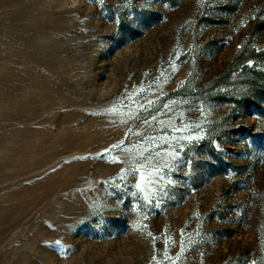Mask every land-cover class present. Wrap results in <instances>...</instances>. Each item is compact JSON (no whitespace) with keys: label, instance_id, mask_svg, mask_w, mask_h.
Masks as SVG:
<instances>
[{"label":"rangeland","instance_id":"374dc122","mask_svg":"<svg viewBox=\"0 0 264 264\" xmlns=\"http://www.w3.org/2000/svg\"><path fill=\"white\" fill-rule=\"evenodd\" d=\"M0 264H264V0H0Z\"/></svg>","mask_w":264,"mask_h":264},{"label":"snow or ice","instance_id":"6c2138e0","mask_svg":"<svg viewBox=\"0 0 264 264\" xmlns=\"http://www.w3.org/2000/svg\"><path fill=\"white\" fill-rule=\"evenodd\" d=\"M176 130L178 131L179 129H176ZM188 139L191 140V137H189ZM113 147H117V146H113ZM177 155H178V153H177ZM153 171H157V169H153ZM143 179H144V178L141 177V180H143ZM146 182H147V183H152L153 181L150 179V180H147ZM135 187H136L137 189H141V183L138 182V183L135 185ZM57 243H59V242H57Z\"/></svg>","mask_w":264,"mask_h":264}]
</instances>
